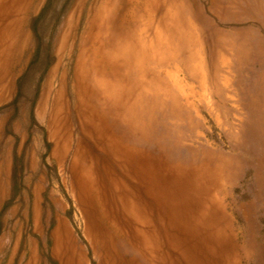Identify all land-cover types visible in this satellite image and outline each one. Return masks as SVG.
I'll list each match as a JSON object with an SVG mask.
<instances>
[{"label":"rangeland","instance_id":"rangeland-1","mask_svg":"<svg viewBox=\"0 0 264 264\" xmlns=\"http://www.w3.org/2000/svg\"><path fill=\"white\" fill-rule=\"evenodd\" d=\"M97 1L0 0V264H28L32 258L36 264H62L54 251L60 223L83 264H163V254L172 253L159 231L153 249L147 241L151 236L145 233L149 231L120 205V193L135 185L83 128L77 66L81 57H88L83 37ZM174 14L179 30L176 62L173 66L166 61L160 67L150 62L148 69L161 80L177 82L168 81L178 98V116L168 99L159 104L147 95L149 101L140 102L137 114L139 122L150 123L153 130L144 136L138 126L137 133L122 142L132 150H142L154 166L164 161L202 168L208 163L206 154L216 155L217 166L224 162L225 175L217 177V166L211 169L214 187L201 206L215 207V215L226 222L228 245L242 256L240 264H264V0H164L160 15ZM71 18L74 22L68 27ZM65 33L69 37L60 50ZM180 38L199 49L204 72L185 66ZM90 81L91 77L84 81L88 88ZM59 90L70 136L61 161L52 155L56 140L50 135L49 122ZM44 98L45 106L40 108ZM104 108L97 105L98 117L104 116L118 135L120 118ZM80 145L95 160L93 171L101 177L102 190L110 188L105 204L84 207L79 202L73 164ZM107 170L122 178L119 193L107 179ZM137 188L140 199L151 205L150 219L163 230L146 186L138 184ZM190 200L193 203L184 202L196 212L198 204ZM217 245L209 250V258L218 262ZM245 251L250 255L244 257Z\"/></svg>","mask_w":264,"mask_h":264},{"label":"bare ground","instance_id":"bare-ground-1","mask_svg":"<svg viewBox=\"0 0 264 264\" xmlns=\"http://www.w3.org/2000/svg\"><path fill=\"white\" fill-rule=\"evenodd\" d=\"M83 1L84 0H79V3L81 2L82 4ZM163 1L164 0L97 1L90 13L87 29L83 37L84 44L89 46L87 50L88 54L86 55L88 57H81L77 66V86L81 92L79 109L81 111L83 128L87 136L95 142L97 148L111 155L114 161L113 163H117V167L123 176L134 183L135 186H133L130 191H126L122 194L120 193L118 196L121 202L120 205L137 225L140 224L149 231H145V233L151 236L152 239L147 237V241L153 246V249L156 248L155 236L158 235L157 231L163 233L167 245L172 251V253L168 251L163 254V264H240V258L242 256H237L235 251L236 248L234 249L228 245L229 241L225 233L227 232L226 222H224L222 217L216 216L217 214L215 215L217 212L214 209L215 207L205 206L202 208L201 206L208 202V192L214 187L212 184L214 182V177L210 171L217 166L220 159H217L216 155L206 154L204 160L208 163L204 164L202 168H192L190 165L189 168H187L188 165L186 166V164L185 166L175 163L169 164L164 161L160 162V164L155 163L156 165L154 166L150 163L151 160L142 154V150H132L122 142V140L131 138L130 135L133 133H137L138 126H141L144 136H146V134L149 135L151 124L145 125L139 122L140 119L137 114L140 102L144 100L149 101V95L151 96L149 97L151 101L153 100L159 104L167 102L166 100L168 99L171 102L170 106L174 111V115L178 116V98L173 94L172 87L169 84V82L172 81L173 83L177 82L175 79L161 80L156 71L148 69V64L150 62H154L156 63V67H160L166 61H171V64L174 66V62H176L177 59L176 56H178L175 53L177 27L174 23V19L176 13L174 11L173 13L175 14L172 16L160 15ZM183 16L184 15H182V17ZM183 20L185 19L183 18ZM73 22V18H71L67 22V26H71ZM177 32H179V30ZM68 37V33L63 34L61 49H63ZM189 38L195 41L193 36H189ZM179 41L181 42L182 55L180 56L181 60L185 62V66L204 72L206 69L205 63L202 62L201 54L198 56L199 49L196 47L194 49L190 48L188 46V44H190V42H187L188 40L180 38ZM168 43L171 44V47H169ZM168 53H170V56H166ZM172 68L175 69V71L178 70L176 67ZM202 75V73L199 74V76ZM89 77L92 78V81H90L92 82L91 88H88L84 83ZM260 80L262 81V79ZM98 104L110 109L108 114H113L120 118L121 123L118 135L113 134L111 125L104 119V116L98 117ZM44 106L45 98L42 100L40 108ZM143 108L145 109L144 106ZM155 121L157 122V120H154L153 123ZM49 122L52 129L50 135L56 140V147L52 155L59 159L63 155L70 138L69 129L66 125L65 103L61 90H59L55 96ZM249 126L252 128V124ZM241 133L244 134V131ZM129 141L130 140H128V142ZM156 141L158 140L156 139ZM176 150L177 149H175V152ZM164 151L166 150L164 149ZM188 152H190V150ZM178 157L179 156L176 158ZM233 157L234 156H232V158ZM237 160L239 161L240 159ZM94 161V158L87 153L85 147L82 145L78 146L74 158L73 169L76 174L75 180L78 199L80 204L84 207L91 204L97 205L99 203L108 202L107 198L110 193L109 187L105 189V192L102 190L104 187L100 181L101 177H98L93 171ZM219 165L221 166H217L215 170L218 171L217 177H222L225 175L224 169L226 170V168L224 162ZM240 167L242 166L240 165ZM185 168L187 169L186 171ZM232 169L233 167L231 170ZM106 176L114 188H116V193H119L122 189L120 186L122 178L109 170H107ZM231 183L233 182L231 181ZM138 184L146 186V195L150 200L149 202L157 205V216L163 230H160V228L158 230V227L150 219L151 205L150 207L147 206V204L140 199L137 188ZM179 199L181 201L180 203H178ZM184 199L190 202H192L190 200L192 199L198 204V210L195 212L193 206H189L188 203L186 204ZM248 213L246 215H248ZM88 220L89 217L87 218V221ZM64 227L65 225L60 223L55 231V254L62 258V264H83L80 256L78 257L76 252L70 247ZM86 231L88 232V229ZM216 243H218V245L214 248L215 254L221 257V260L218 262L213 257L212 259L209 258V250L211 247H214ZM119 246L121 247V245ZM249 255L250 252L248 251H245L243 254L244 257ZM36 263V260L32 258L28 264Z\"/></svg>","mask_w":264,"mask_h":264},{"label":"crops","instance_id":"crops-1","mask_svg":"<svg viewBox=\"0 0 264 264\" xmlns=\"http://www.w3.org/2000/svg\"><path fill=\"white\" fill-rule=\"evenodd\" d=\"M62 46H60V48H61ZM60 50H62V49H60ZM58 161H61V159H57ZM59 259V258H58Z\"/></svg>","mask_w":264,"mask_h":264}]
</instances>
